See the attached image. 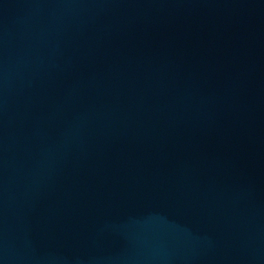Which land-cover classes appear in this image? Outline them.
<instances>
[{
	"label": "water",
	"instance_id": "obj_1",
	"mask_svg": "<svg viewBox=\"0 0 264 264\" xmlns=\"http://www.w3.org/2000/svg\"><path fill=\"white\" fill-rule=\"evenodd\" d=\"M0 264H264V0H0Z\"/></svg>",
	"mask_w": 264,
	"mask_h": 264
}]
</instances>
